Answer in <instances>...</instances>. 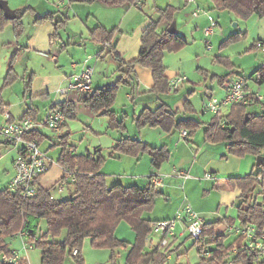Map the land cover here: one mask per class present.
Here are the masks:
<instances>
[{"label":"trees","instance_id":"1","mask_svg":"<svg viewBox=\"0 0 264 264\" xmlns=\"http://www.w3.org/2000/svg\"><path fill=\"white\" fill-rule=\"evenodd\" d=\"M70 1L93 3L96 0ZM102 1L113 4H132L134 0ZM215 2L219 9L229 10L243 19H247L253 14L264 16V0H215ZM29 10H31L30 7L17 9L16 17L8 19L0 8V32L9 23H12L16 28H22L24 26L23 17ZM176 10L174 6L168 5L160 10L161 17H165L170 25L174 21ZM53 18V13H46L37 16L34 23H42ZM55 25L56 30L61 27L60 22ZM158 25L159 20H151L145 26L142 31L139 52L136 57L128 61L116 50V42L113 41L115 28L107 30L103 26H96L90 32L92 39L100 42L103 50H106L107 54L117 62L121 74L114 83L106 87L80 93L79 100L88 104L96 114L107 115L109 127L112 129L126 130V125L122 119L117 117L113 104L119 87L132 85L136 78L135 69L137 66L151 70L153 85L150 91L153 94L170 91V78L166 74L167 67L164 64L165 51L178 49L186 45L188 40L177 30L174 33L169 32L168 28L158 31ZM240 34L241 32H235L229 39ZM245 34L246 32H244ZM260 44H264V40H259L252 47L259 48ZM215 60L230 65L227 59L220 55L216 56ZM259 74L260 77L257 80L264 83V67L259 69ZM231 75L232 73L223 75L220 79L228 80ZM15 77L11 62L5 83L10 84ZM29 88L30 82L28 81L26 90ZM254 93L256 92L251 91L250 105L262 103L263 100L255 98ZM2 103L0 92V104ZM248 106L241 103L232 104L229 112L225 115L226 126L224 127L218 122L216 115L211 122L205 124L201 120L191 117L179 118L177 111L169 110L168 105L164 102L153 109L144 107L139 114L133 116V121L138 128L144 126L162 127L169 132L173 128H188L190 133L197 126L204 124L205 137L209 142H227L229 152L235 155L244 156L252 152L258 156L264 149V108L261 112H251L248 110ZM52 107L60 108L67 119L76 117L75 105L70 101H60ZM185 107L190 109L187 108L189 107L188 102H185ZM26 115L35 116L34 109L30 107ZM68 136L64 135L59 143L52 146V148L62 146L57 163L62 167L67 166L75 173V181L69 182L66 187V190H69L68 196L56 197L53 194L57 184L50 188L40 186L37 194L29 198L24 197L20 192L10 191L8 187L11 180L6 187H0V264H7L2 256L10 255L12 252L6 242V236L20 234L21 231L26 233L23 237L26 242H32L34 247L42 250L41 264H64L67 254L72 255L75 261L83 262L81 246L85 238H90L94 247H105L112 250L115 248L129 249L125 264H167L169 260L167 254L170 250L167 249L168 252H165L160 246H155L151 250L145 249L155 221L145 218L144 215L154 209L156 198L163 193L152 182L154 174L146 179L148 181L140 179L133 181L134 183H126L117 179L110 184L107 174L102 172L101 158L96 157L97 151H88L85 154L70 152L66 140ZM26 138L35 140L38 144L43 140V136L36 134L35 131L28 132ZM113 149L115 152L134 157L148 153L155 168H160L169 158V151L165 146L155 147L140 138L130 136H121ZM260 173H263L264 176L262 164L257 167L256 171L226 180L229 188L238 187L241 190L235 203L239 202V217L242 225L250 222L264 225V177L259 179ZM60 181L61 178L58 180V187ZM214 187H221L217 179ZM259 188L261 189L259 192L262 196L261 199L255 197V192ZM42 219L47 221L45 232L39 229V222ZM122 221H126L135 231L136 239L133 243L116 236V229ZM232 222L231 218L226 217L213 222H205L204 237L210 236L207 243L215 242V247H206L210 255L202 254L204 257L202 264H221L228 261L230 247L224 244L225 234H216L215 227L223 223L232 225ZM63 229L66 230L65 238L62 241H56L54 236L59 235ZM75 247L79 248L77 255L72 254V249ZM199 251L202 253L201 248ZM18 258L19 264H28L24 255L19 253ZM242 258L239 257L236 261L241 260L248 264L245 257Z\"/></svg>","mask_w":264,"mask_h":264},{"label":"crops","instance_id":"2","mask_svg":"<svg viewBox=\"0 0 264 264\" xmlns=\"http://www.w3.org/2000/svg\"><path fill=\"white\" fill-rule=\"evenodd\" d=\"M9 2L10 5L15 10L17 9L21 10L27 7L31 8V10L26 12L28 14L30 13L31 15L30 18L28 19V24H30L28 28H26L27 25L24 20L26 16L25 13L23 17L24 26L22 28H16L12 23H9L8 25L12 24L13 28L10 30H6V27L8 26L6 25V27L0 32V40L2 39V44L9 51L16 48L15 52L11 56V60H13L14 57L16 59L20 52L27 50L30 52L32 56L37 58L42 57L46 61L45 64L41 65V69L45 70V73L43 75H38L37 71L35 72L33 70L36 69L34 65H31L29 62L26 63V68L32 70V72L28 74L30 88L28 90L25 89L23 95L24 101H21V104L25 102V105L23 107V111L21 115L16 117V115L12 112L11 114L12 119L13 120L21 119L22 117L25 116L27 110L30 107L34 109V113H35L34 117L41 118L48 108L52 107L55 103L65 100L74 103L75 113H76V109L77 111H79V109H83V107L91 109V107L88 104L79 100V96H80L79 94L77 93H70L69 95L59 94L58 88L60 86H65V85L67 86L72 76L76 73H80L84 68L88 67L87 65L89 64V62L91 61H93L94 63L98 62L99 58L102 57L103 46L100 42H96L92 39L90 32L96 26H103L104 28L109 30L111 26H113L112 28H115L118 27L120 24H123V22L130 16V12H128L124 8L125 5L113 4L102 0H98V1L96 0L95 2L90 4H86V3L82 4L80 2H74L76 3L75 7L76 5H81V7L84 8H81L79 6L75 8L76 10L74 9L73 18L75 19L72 21L73 18L70 19L69 18L70 16H68L67 13L60 12V8L64 6L63 3L62 4L58 3L54 5L53 0H9ZM193 2L197 3V0ZM193 2H186V3H193ZM197 8H200V6L197 5ZM84 9H87V13H84ZM46 13H53L54 18L52 20H46L42 23H34V20L37 16H41ZM204 14L206 15V13ZM112 15H114V17H112ZM253 15L251 17L255 19L254 25L260 22H264V17L262 18V20L260 19L256 21V17L259 15L257 14H253ZM198 16H200V14ZM204 19H205L204 22L208 23L209 21L208 17L206 16ZM119 20L122 23L117 25ZM158 20H159L158 31L164 30L163 26L167 24L169 25L168 20L165 17L163 18L160 17V19ZM90 21L94 22L92 27L89 26ZM57 22H60L61 28L62 26H67V23L73 22L72 29L74 30L75 34L77 31L78 35H74V36L69 35L68 40H72V41H64V39L61 37V34L59 33V29L56 30L55 24ZM206 23L205 26H207ZM176 30H178V26H176ZM83 32L85 33V35H83ZM242 32H247V30ZM113 39H114L113 41L115 42L116 41L115 36ZM250 39L258 40V41L264 40L263 29L260 30L259 33H257V31L255 30V33L254 34L252 33ZM129 41L130 40L127 41L128 44ZM132 41H133L132 44H129V47H127V49H125V46L121 47V41L119 42L117 41L116 44V50L127 61L137 56V54L134 55L135 53H132L131 50L132 48L136 50L135 43H137L138 45V50L140 48V40L138 37L134 38V40ZM123 53L130 54L129 56L134 55V57H132L131 59H126V57L123 56ZM166 55H168L167 51H165L164 58ZM164 64L167 67L165 61ZM13 66L15 68L16 60ZM33 72H34V77H33ZM231 73L233 75H231L228 80L223 78L220 79V81H222L223 83V86L225 87V92L227 91L229 84L237 78H242L245 81L246 86L249 88V90L253 92H258L257 90L252 89L250 87L249 85L250 81L248 80L246 75H243V71H235L234 69L231 71ZM120 74L121 73L118 70V64H117V72L116 75L114 74L116 76V80L120 76ZM166 74L170 79L172 78L167 73V71ZM210 75L208 74V72H206L207 77H209ZM135 76L136 78L133 80L132 85L125 86L128 88L125 92L127 99L129 101L131 100L132 103L136 105L134 107L133 116L137 115L138 112L140 113L144 107H149L153 109L156 108L160 103L164 102L168 105L169 110L177 111L179 118L191 117L197 119L195 115H192V113L195 112L196 110L199 111L200 109L202 110L204 102L207 101V98H202V99L197 98L195 101L196 106H194L192 101L189 98L185 97L183 99L184 101L174 100L173 103H170L162 100L159 102L156 101L157 105H154L155 104L154 101L156 100V98L152 96L153 93L150 91L153 85L151 70L149 68L137 66L135 69ZM249 77L252 78L253 76L250 75ZM254 79L257 81V83L262 84L257 80V76ZM109 82L111 81H108V83ZM114 82H111V84ZM108 83H106V79L104 78L99 81L97 87H93V83H92V88L95 89L99 87H106L110 85ZM100 84H102V86H100ZM213 84L214 83L212 82L210 85L211 87L208 86L207 90H205V96H207L208 98H210L214 94ZM179 90L181 89L179 88L175 90V92H179ZM54 92H56L58 96L60 95L59 96L60 99L57 97L55 100H52V96ZM137 94L140 98L146 97L147 99L138 102L136 99L139 98L136 97ZM40 95L41 97L43 96V98H41ZM163 95L166 94L163 93ZM170 96L173 99H176L177 93L172 94ZM2 101L7 104L3 94H2ZM185 102H188L189 107L187 108H190L189 112L186 111L187 109L185 107ZM153 105L155 107H152ZM255 105H262L259 108L260 111L257 112H261L263 110L262 109L263 103L254 104V106ZM115 111L117 112V117L120 119L119 112L117 110ZM203 111L208 112L205 111L204 109ZM181 112L183 113L181 114ZM228 112L229 110L226 111V113L224 114L226 115ZM68 120L69 119L66 120L64 126L59 130H52L47 127H41L34 130L36 134H41L43 136V140L40 143V146L41 148L43 147L42 149L46 151V153L48 154L51 160L50 169L40 179V186L44 188H50L54 184H57L56 188L53 190V194L55 196H56L55 194L56 190L62 192L66 190L67 186L64 189L58 187V180L63 175V167L59 163H57L58 157L62 151V146H56L54 148H52V146L54 144L59 143L64 135L70 134L69 127H67L69 126ZM90 127L95 132H98L96 131L98 129L95 128L94 120L91 121ZM151 128L154 129L155 127H151ZM46 129H50L51 133H48ZM178 130H179L178 134H158L157 135L158 138H156L154 137V134L150 133L147 134V137H145V139H142L143 141L149 143L152 146L155 147L165 146L168 149L169 158L161 165L160 168H155L152 165L151 163L152 158L148 153L134 157L124 153L116 152L115 154H113V156L119 157L118 161L121 164L132 163L131 166L133 170L131 172L132 175L136 177L135 180H140L139 178L142 177L148 178L151 174H154L153 177L158 176L161 179L162 185L160 186V190H162L163 193L156 198V205L154 209L146 213L144 215L145 218L156 221L159 219L171 218L176 216L177 214H181L183 216V221L182 222L180 221L178 223V227L179 229H181L184 227V219L187 216L186 208L188 206H191L196 212H199L202 215L205 222H213L216 220H221L224 217L221 216L222 207L227 204L235 203V201L238 199L239 195L241 194L240 188L238 187L229 188L227 186L226 180L231 177L244 176L248 173L256 171L258 166H256V162L251 163L252 160L251 158L250 159H246V157L238 158L233 154H229L228 153L229 147L227 145V142L211 143L206 139L205 134L203 135V140L199 142V139H196L195 142L194 140L196 134L190 133V129H188L189 130L188 139L182 140L180 139L181 129ZM56 134H58V136H56ZM121 136H130L132 138H139L137 135L131 136V135L122 134ZM0 142L4 143L3 141ZM223 145H226L227 148H224ZM68 150L70 152L78 153V154H85L88 151L92 152V150L87 149L86 152L79 153L77 152V147L74 146L71 147L69 146ZM96 151H97L96 157L101 158L102 172H104L105 174H108V172H112L106 169L108 162L102 161V156H103L101 152L102 149L99 148ZM54 152H56V154H54ZM15 157H16V149L13 160L15 159ZM54 163L57 164V166L53 168ZM112 170L114 171V169ZM176 170H185L186 172L189 173L190 176L187 178L181 177L176 173ZM209 173L215 176L221 187L219 188L214 187L216 184V179L209 178L207 176V174ZM11 174L12 175L10 178H12L14 174L13 167ZM124 180H129V178H126ZM123 182L131 183L128 181H123ZM258 191L260 192L261 189L259 188ZM259 196L262 198L260 194ZM187 199L188 201H190V203L187 201ZM230 226L231 225H227L225 223L220 224L215 227V232L216 234H225V232L228 231V228ZM116 236L130 243H133L136 239L135 231L132 230L131 226L126 221H122L118 225L116 229ZM179 238H181V236H177L174 240H172L171 241L172 244L170 245V247L176 246L179 243ZM25 242H26L25 239L21 237L20 245H15L16 247L11 248L9 244V248L12 250H16L18 253H20V255H24V257L27 259L28 264H41L42 250L36 247H34L33 249H27L24 246ZM240 242L241 239L237 237L235 243L229 245L231 258L233 257L235 259L239 258V255L233 253L232 248L234 245L240 244ZM159 245L160 244L158 243V245L156 246ZM211 246L213 245L210 244L209 248H212ZM169 248L168 250L171 251V248L170 249ZM168 259H171L170 252Z\"/></svg>","mask_w":264,"mask_h":264},{"label":"rangeland","instance_id":"3","mask_svg":"<svg viewBox=\"0 0 264 264\" xmlns=\"http://www.w3.org/2000/svg\"><path fill=\"white\" fill-rule=\"evenodd\" d=\"M54 5L56 4H64L62 8H60V12L67 13L69 18L72 19L74 17V9L77 7H81V5H76L74 2L70 0H53ZM98 1V0H97ZM9 2V0H8ZM10 4V2H9ZM80 4V3H78ZM84 4V3H82ZM90 4V3H86ZM124 8L130 12V16L123 22L120 20L118 21V27H115V39L116 44L117 41H121V47L125 46V49L129 47V44H132V40L138 37L140 40L141 46V36L142 31L145 26L151 20H158L161 17V9L167 7L168 5L174 6L177 10L174 13V21H176L178 26V33L185 37L189 42L175 50L167 51L168 55L165 56L164 61L167 64V73L173 77L177 74L185 75L186 81L181 84L179 92L169 91L171 93L163 94H153L156 98L154 101V105H157L156 101H167L173 103L174 100H183L185 97L189 98L194 106H196L195 101L196 99L207 98L205 96V90L207 87L211 85L213 82L214 84V94L213 97L218 99H223L226 95L225 87L220 83V77L226 75L225 73L229 74L232 70L235 71H243V75H246L249 82V85L252 89L257 90L259 93L264 95V83L259 84L254 79L259 74V69H261L264 65V51L261 48L252 47L253 44L258 43V40H251L252 33H259L260 30L263 29L264 31V22H260L254 25L253 17H249L247 19L240 18L236 16L229 10H221L218 8L217 3L215 0H197V3H186L185 0H146L144 1L143 7H137L130 3H124ZM197 5L200 6V16L195 17L193 12L197 9ZM11 6V5H10ZM85 6V5H84ZM12 7V6H11ZM13 8V7H12ZM84 8V7H81ZM76 10V9H75ZM204 11H208L207 13L211 14L218 22V26L215 29V33L212 35H206L204 32V18L208 15H205ZM84 13H87V9H84ZM30 13H26L24 18L26 22V28L29 27L28 19L30 18ZM111 16V15H110ZM254 16V15H253ZM35 17V16H34ZM93 17V15H92ZM114 17V15H112ZM264 16L256 17L257 20H262ZM75 18L72 19V21ZM207 19V18H206ZM93 21H90L89 26L92 27ZM209 24L206 23V25ZM237 24V25H235ZM239 25V26H238ZM73 22L67 23V26H62L59 28V33L64 41H72L68 40L69 35H78L74 33L72 29ZM168 24L163 26L164 29L168 28ZM111 26L110 29H114ZM13 28V25H8L6 30H10ZM109 29V30H110ZM247 30L246 34L244 32ZM241 32L240 35L232 37L230 36L234 32ZM254 31V32H253ZM8 32V31H6ZM59 34V35H60ZM83 35L85 33L83 32ZM128 40L129 44H128ZM0 92L1 96L3 94L6 103L0 104V127L6 123V112H12L18 117L21 115L23 111V107L25 102L21 104V101H24L23 95L26 89V85L29 81V76L32 72L31 69L26 68V63H30L34 65L36 69H33L35 72L37 71L38 75H43L45 70L41 69V65L45 64V60L40 57H34L30 54L29 51L25 50L18 54V57L11 60V56L15 52L13 50L9 51L3 44L2 39L0 40ZM225 42L224 44H222ZM72 45V44H71ZM136 45V50L132 48V53L134 55L138 54V45ZM210 45V47L208 46ZM4 46V47H3ZM100 47V46H99ZM97 48V47H96ZM140 49V48H139ZM92 51V50H91ZM98 51V50H97ZM135 51V52H134ZM138 51V52H137ZM93 52V51H92ZM130 54H124L123 56L126 59H131L133 56H129ZM132 55V54H131ZM222 56L227 59L230 65L226 63H222L219 61H214L216 56ZM11 60V61H10ZM16 66L13 70L16 74L15 79L10 83H5V78L7 75V71L9 68L10 63L12 65L15 63ZM87 66H94L95 71L93 74V87H97L98 83L102 79H106V83L108 81L114 82L116 80V72H117V64L114 60L107 54L106 50L102 51V57L99 58L97 63L93 61L89 62ZM207 69V70H206ZM206 72L210 75L209 77L206 76ZM78 74V73H76ZM115 74V75H114ZM217 74V75H216ZM75 75V74H74ZM233 75V74H232ZM253 76L250 78L249 76ZM214 76V77H213ZM34 77V72H33ZM109 82L108 84H111ZM103 83V82H102ZM66 86V85H65ZM65 86H60L59 88H63ZM102 86V84H100ZM211 87V86H210ZM128 88L125 86L119 87L117 90L115 102L113 104V108L119 112L120 119L125 122L126 130L121 131L117 129H112L109 127V118L107 115H100L96 114L92 109L84 108L76 109V117L71 118L68 120L69 123V136L67 138V145L77 147V152H86L87 149L92 150V152L98 150L99 148L102 149V161L108 162L106 168L109 171L107 174L108 182H111L119 179L120 181H128L133 182L136 177L132 175V163L129 164H121L118 161L119 157L113 156L115 154V150L113 149L114 145L120 139L121 135H137L140 139H145L147 134H154V137L158 138V134H178V129L173 128L170 132L162 127H155L154 129L150 126H144L138 128L137 125L133 121V111L134 105L132 101L128 100L125 92ZM176 99H173L170 95L176 94ZM60 96V95H59ZM56 92L53 93L52 100H55L57 97L60 99ZM157 96V97H156ZM159 96V97H158ZM41 97V95H40ZM136 97H139L138 94ZM43 98V96L41 97ZM137 101L146 100V97H139L136 98ZM161 99V100H160ZM184 101V100H183ZM264 104V99L263 102ZM261 103V104H262ZM9 104V105H8ZM152 107H155V106ZM262 105H250L248 106V110L251 112L260 111L259 108ZM231 106H225L223 108V113L230 110ZM264 107H262L263 109ZM186 111L189 112L187 109ZM183 112H181L182 114ZM139 114V112H138ZM80 115V116H79ZM192 115H195L197 119H200L202 123L211 122L213 117L215 116L211 112H204L202 110H196ZM107 119H106V118ZM132 117V118H131ZM18 120V119H15ZM94 120L95 128L98 129L95 132L91 129V121ZM199 125L196 129L192 132L195 135V142L196 139H199V142L203 140L204 128L203 125ZM187 129V128H185ZM188 130V129H187ZM48 133H51L50 129H46ZM55 135V134H52ZM58 136V134H56ZM0 141H3L0 138ZM4 142V141H3ZM194 143V142H193ZM224 148H227L226 145H223ZM43 148V147H42ZM54 148V147H53ZM114 151V152H113ZM229 154H232L229 152ZM56 154V152H54ZM262 155L264 154V149L262 150ZM238 158H245L252 159L251 163H255L257 160V154L255 153H248L244 156L242 155H235ZM15 156V147L9 143H2L0 142V187H6L8 181L11 180V172L13 167V157ZM122 156V155H121ZM129 158V157H127ZM121 160V159H120ZM128 160V159H127ZM57 164H53V168L56 167ZM14 168V167H13ZM114 169V171L112 170ZM250 171V170H248ZM54 172V169H53ZM138 177V176H137ZM146 177V176H145ZM129 178V180H124ZM10 179V180H9ZM141 180L147 181V178H139ZM134 183V182H133ZM57 197H66L69 195V190H64L60 192L59 190L55 191ZM255 197L261 199L259 196V191L255 192ZM185 198V196H184ZM188 201V199H187ZM190 203V201H188ZM239 202L233 204H227L222 207L221 216L226 218H231L233 220V226H240L242 225L241 218L239 217ZM199 213V212H198ZM200 214V213H199ZM201 215V214H200ZM202 216V215H201ZM223 217V218H224ZM180 222V221H179ZM235 224V225H234ZM39 229L45 232L47 230V221L45 219L40 220L39 222ZM182 229L177 227V233L180 234ZM133 230V229H132ZM66 230H61L59 235L54 236L56 241H62L65 238ZM237 236L235 233L226 231L224 242L225 245L228 247L232 243H235ZM205 241L210 240V236L204 237ZM161 236L158 233H155L153 230L148 236L146 242V250H151L153 247L160 244ZM6 242L10 244V247H16L15 245H20L21 243V236L20 234L16 233L14 235H7ZM214 247L215 242L211 243ZM206 247H210V244L207 243ZM38 248V247H36ZM171 251V259L168 260L167 264H202L203 263V256L202 253L199 251V243L193 239L189 233H185L184 236L179 238V243L174 246L170 247ZM169 248V249H170ZM18 249V248H17ZM40 249V248H39ZM128 250L125 248H115L112 250L111 248H98L94 247L91 244L90 238H85L82 246H81V254L84 258L83 262L75 261L72 255L67 254L64 264H125L127 259ZM221 264H228L227 262H223ZM241 264V263H237Z\"/></svg>","mask_w":264,"mask_h":264},{"label":"built area","instance_id":"4","mask_svg":"<svg viewBox=\"0 0 264 264\" xmlns=\"http://www.w3.org/2000/svg\"><path fill=\"white\" fill-rule=\"evenodd\" d=\"M145 0H134L133 5L137 7H143ZM186 2H193L195 0H185ZM200 8H197L194 12V16L200 14ZM208 15L209 24L205 26L204 32L206 35H212L215 33V29L218 25L217 20L209 13L204 11ZM210 47V45H208ZM260 48L264 51V44H260ZM94 67L88 66L84 68L80 73L75 74L70 79L67 86L58 88L59 94L77 93L80 95L82 92L91 91L93 83ZM260 77L258 74L257 78ZM185 75H176L170 79L169 88L171 91H175L180 88L181 84L186 81ZM251 90L246 86L245 81L242 78H237L232 81L228 88L226 95L223 99H218L211 96L206 102H204L203 109L216 115L218 122L222 127L226 126V118L223 113V108L231 106L234 103H241L243 105H250L252 99ZM255 98L262 101L264 95L256 92ZM66 115L60 108L50 107L48 108L41 118H36L32 115H26L18 120H13L10 112H6V123L0 127V138L16 149V157L13 161L14 175L9 183V190L12 192H20L24 197H34L37 194L40 187V179L49 170L51 160L46 151H44L40 144L35 140H29L26 138V134L30 131L41 127H47L52 130H59L66 123ZM189 136V130H180V139L187 140ZM264 155V154H263ZM264 168V162L262 163ZM176 173L181 177H189V173L185 170H176ZM209 178H215L211 173L207 174ZM263 173L258 175L259 179H263ZM216 179V178H215ZM75 181V173L67 168L63 167V175L61 177L59 187L64 189L69 182ZM152 182L156 188H160L162 185L161 179L157 177L152 178ZM186 218L184 219V227L180 234L177 233V227L179 221H183V216L177 214L174 217L159 219L153 223L152 230L161 236L160 248L167 252V249L171 245V241L177 236H184L185 233L195 239L199 243V248L202 250V254L209 256V252L206 249V243L204 239L205 220L196 212L191 206L186 208ZM229 232L235 233V235L241 239L240 244L234 245L232 248L233 253L239 255L240 259L245 257L248 264H264V225L257 223H247L240 226L231 225L228 228ZM26 233L20 232V236L24 237ZM27 249H33L32 242H25L24 245ZM10 255H3L2 259L7 264H19L18 252L11 250ZM79 248L72 249V254L77 255ZM169 257V253L167 254ZM239 259V258H238ZM244 259V258H242ZM237 259L229 258L228 264H241L243 261H236Z\"/></svg>","mask_w":264,"mask_h":264},{"label":"water","instance_id":"5","mask_svg":"<svg viewBox=\"0 0 264 264\" xmlns=\"http://www.w3.org/2000/svg\"><path fill=\"white\" fill-rule=\"evenodd\" d=\"M0 8L3 10L4 15L8 19H14L16 17V10L12 8L8 0H0ZM237 25V24H235ZM176 21H173L168 26V31L174 33L176 31ZM248 116V115H247ZM264 162V155L260 154L257 156L256 166H260Z\"/></svg>","mask_w":264,"mask_h":264}]
</instances>
